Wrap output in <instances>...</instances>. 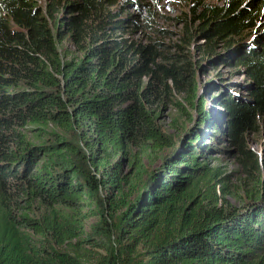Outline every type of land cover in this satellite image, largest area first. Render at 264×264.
Returning a JSON list of instances; mask_svg holds the SVG:
<instances>
[{
	"label": "trees",
	"instance_id": "1",
	"mask_svg": "<svg viewBox=\"0 0 264 264\" xmlns=\"http://www.w3.org/2000/svg\"><path fill=\"white\" fill-rule=\"evenodd\" d=\"M38 1L0 0V264H264L263 180L236 208L213 195L216 172L199 161L205 131L217 128L210 140L225 131L259 168L243 133L264 113V40L237 57L250 99L222 98L220 130L206 121L186 55L159 62L158 43H126L114 0ZM193 5L207 55L264 12V0ZM184 77L196 117L184 112L192 126L175 125L186 130L177 142L153 105L183 91ZM163 149L131 197L142 190V158Z\"/></svg>",
	"mask_w": 264,
	"mask_h": 264
},
{
	"label": "rangeland",
	"instance_id": "2",
	"mask_svg": "<svg viewBox=\"0 0 264 264\" xmlns=\"http://www.w3.org/2000/svg\"><path fill=\"white\" fill-rule=\"evenodd\" d=\"M201 1L211 4L221 3V0ZM37 4L40 7L44 6V0L38 1ZM193 6V0H114L112 8H119L123 15H126L123 29L118 32L126 43L141 46L158 43L159 62L164 61L174 52L186 55L188 74L195 77V81L191 79L190 84L195 85L196 96L204 100L203 107L206 109V114H209L206 121L220 123L223 126L221 122L224 121L222 117L225 118V109L221 106L222 100L232 97L245 102L250 99L249 88L252 80L244 67L239 64L237 57L246 50H255L264 40V12L257 18L253 27L246 30L243 35L233 37L229 45H226V39H216L211 43L212 54L207 55L209 41L198 32L200 21L197 19L198 11H193ZM189 32H197L198 35L187 40ZM176 45L181 48L177 49ZM70 51L75 53L73 48ZM144 81L146 82V78ZM188 81L189 77H184L181 83L185 88L183 91L172 88L165 101L161 99L153 105L159 124L165 132L174 134L177 142L186 134V130L177 132L175 125L182 123L186 127L192 126V122L185 121L184 112L187 111L196 117V111L188 102L186 92ZM223 128L224 126L220 127V130ZM216 130L219 129L205 131L206 144L210 143V148L199 154V161L201 165L216 172L209 186L213 195L223 196L231 206L241 208L257 196L260 190L256 185L257 178L264 182V113L256 118L252 128L243 133L245 143L258 156L259 168L245 159L242 160L237 148L227 139L225 131L219 137L210 140L211 132L215 133ZM168 151L163 149L160 153L153 152L152 156L142 158L146 170L142 184H139L142 190H137L131 197L142 194L150 173L159 167L161 157ZM241 161H244V164ZM127 171L133 172L130 168H127ZM94 221H96L95 217L89 220V222ZM81 244L83 249L91 247L94 254L97 250L102 252L92 246V243L81 242Z\"/></svg>",
	"mask_w": 264,
	"mask_h": 264
}]
</instances>
